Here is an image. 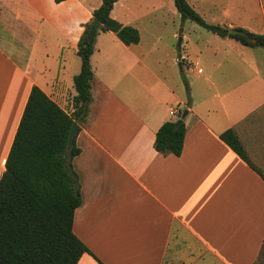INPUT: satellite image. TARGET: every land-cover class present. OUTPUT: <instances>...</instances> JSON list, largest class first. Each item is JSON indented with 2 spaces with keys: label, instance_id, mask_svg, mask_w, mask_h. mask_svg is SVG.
<instances>
[{
  "label": "crops",
  "instance_id": "0c3cea01",
  "mask_svg": "<svg viewBox=\"0 0 264 264\" xmlns=\"http://www.w3.org/2000/svg\"><path fill=\"white\" fill-rule=\"evenodd\" d=\"M257 1L264 33V0ZM102 2L0 0V179L34 86L75 111L78 43ZM188 2L204 20L246 30L232 17L233 8L218 10L213 0ZM237 8L248 18L247 0ZM111 17L137 29L140 42L127 46L100 28L95 35L92 101L78 124L81 153L73 159L83 199L73 229L91 252L78 264H257L264 180L220 136L248 117L238 133L246 149L252 144L254 153L264 150V55L250 62L239 51L219 63L220 49L197 39L194 56L174 0H118ZM200 55L211 60L202 83ZM219 70L227 82L222 95L211 78ZM181 105L188 112L183 151L165 156L154 148L156 134L181 118Z\"/></svg>",
  "mask_w": 264,
  "mask_h": 264
},
{
  "label": "trees",
  "instance_id": "16d2710c",
  "mask_svg": "<svg viewBox=\"0 0 264 264\" xmlns=\"http://www.w3.org/2000/svg\"><path fill=\"white\" fill-rule=\"evenodd\" d=\"M117 1L103 0L79 40L82 63L80 73L73 78L75 111L67 112L37 86L31 90L0 179V264H78L84 254H91L73 229L75 212L83 202L79 175L73 167V159L81 153L77 146L80 128L70 149L68 140L73 125L85 122L92 101L94 72L90 58L96 38L90 34L93 23L99 21L100 30L115 33L127 46L140 42L137 29L111 17ZM174 2L183 22L190 20L246 47L264 48V34L243 28L232 29L238 33H231V29L207 23L188 0ZM182 115L181 111L179 117ZM247 120L248 117L220 138L264 180V171L251 162L238 133V126ZM177 121H167L156 134L154 148L165 156H180L183 151L187 127Z\"/></svg>",
  "mask_w": 264,
  "mask_h": 264
},
{
  "label": "rangeland",
  "instance_id": "374dc122",
  "mask_svg": "<svg viewBox=\"0 0 264 264\" xmlns=\"http://www.w3.org/2000/svg\"><path fill=\"white\" fill-rule=\"evenodd\" d=\"M213 1H215L218 4V10H221V11L231 10L232 12L236 11V12H234L235 13L234 15L231 13V15H233L232 17L235 20H237L238 22H242L243 24H245V26H247L246 30L247 29L252 30V32H256V34H264V33H262L263 32V24L261 21L260 6H259L257 0H247L249 10H248V18L245 17L246 20L242 16L243 12H242V14H240L239 8H237V5L239 4V0H213ZM230 4H231V6L229 7ZM232 8L234 11L232 10ZM207 18H205L207 23L224 27L225 23L223 21H218V22L212 23L211 19L209 17H207ZM181 21L182 20H180V22ZM183 23H185L183 28H185V30L190 32L191 43L189 44V46H191V48H192V46L195 47L197 39H200V43H203V42L205 43L206 41H210L211 46L217 47L220 49V54L218 57H220L221 59L218 60L219 63H223L224 62L223 59L228 58V56L233 54V53L237 54L239 51H242L243 53H245L246 58L250 62L253 61V59L255 58L254 56L257 53L260 52L264 55V48L246 49V48L241 47L236 42L225 40V39L213 34L209 30H207L206 28H204V27H202V26H200V25H198V24H196L190 20L189 21L187 20V22L185 21ZM176 26H177V24L174 27H176ZM179 28L181 29L182 27H179ZM180 41H181V37H179L175 41V44L176 45L180 44ZM190 50H192L191 51L192 54L194 56H196L197 53H195L193 48ZM199 61L202 65L201 68L202 69L205 68V73L203 74V76H201V75L197 76L200 79L198 83H202V79L204 77L210 76L208 71H210V61L211 60L206 61V58L204 56L200 55ZM215 62H217V61H215ZM223 72H224V70H219V71H217V73L215 75H213L211 77L218 84V86H219L218 92L221 95L223 94L222 88H223L224 84L227 83L224 81ZM187 74H188V76H190L192 78H194L196 76L194 74L186 73V75ZM181 87L184 91L185 97L187 98V102H188L187 104H191L192 101H191L190 89H189V91L187 90L186 83H185L184 79L181 80ZM211 92H212L211 93L212 96H213V94H216L215 89H212ZM194 93H195V91H194ZM195 96H196V94H195ZM195 100L197 101V104L200 102L198 97H195ZM210 101L212 102V100H210ZM214 101H217V99H214ZM181 111L182 112L185 111L184 105H181ZM253 148H254V145H252V144L248 145L247 152H248V155H249L251 162L257 168L264 169V150L259 149L258 152L254 153ZM257 264H264V257L263 256L259 258Z\"/></svg>",
  "mask_w": 264,
  "mask_h": 264
},
{
  "label": "water",
  "instance_id": "95a60500",
  "mask_svg": "<svg viewBox=\"0 0 264 264\" xmlns=\"http://www.w3.org/2000/svg\"><path fill=\"white\" fill-rule=\"evenodd\" d=\"M99 28H100V23H99V21H95V22L93 23L92 27H91L90 34H91L92 36H95ZM230 32H231V33H238V32L235 31V30H230ZM187 114H188L187 111H184V112H183V115H182L181 118L178 119V121H177V124H178V125H180V124L183 122V120L185 119V117L187 116ZM77 129H78V124L75 123V124L73 125L72 129H71L70 136H69V140H68V142H69V146H68V148H69V149H70L71 146H72V141H73V138H74V136H75V134H76Z\"/></svg>",
  "mask_w": 264,
  "mask_h": 264
},
{
  "label": "built area",
  "instance_id": "2783aa9c",
  "mask_svg": "<svg viewBox=\"0 0 264 264\" xmlns=\"http://www.w3.org/2000/svg\"><path fill=\"white\" fill-rule=\"evenodd\" d=\"M190 66H192L193 64L192 63H189ZM192 67H195V65H193ZM197 72L198 73H202V69H197ZM171 116L172 117H177L178 116V110L177 109H171V112H170Z\"/></svg>",
  "mask_w": 264,
  "mask_h": 264
}]
</instances>
